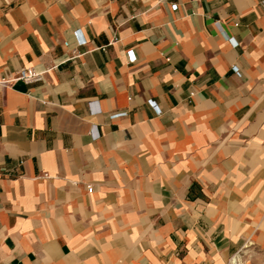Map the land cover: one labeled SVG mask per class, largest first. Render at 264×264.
<instances>
[{"label": "crops", "instance_id": "obj_1", "mask_svg": "<svg viewBox=\"0 0 264 264\" xmlns=\"http://www.w3.org/2000/svg\"><path fill=\"white\" fill-rule=\"evenodd\" d=\"M262 1L0 0V264H264Z\"/></svg>", "mask_w": 264, "mask_h": 264}, {"label": "built area", "instance_id": "obj_2", "mask_svg": "<svg viewBox=\"0 0 264 264\" xmlns=\"http://www.w3.org/2000/svg\"><path fill=\"white\" fill-rule=\"evenodd\" d=\"M262 4L264 6V0L262 1ZM176 4H173L172 7L175 9L176 8ZM75 35L78 39V44L79 45H83L86 43V40L84 38L81 37L80 35V31L76 30L75 31ZM230 41L233 44H236V41L233 38H230ZM127 55H128V60L129 61H134L135 60V55L133 53V51L130 49L127 51ZM234 71L237 73L238 76H241V73L239 72V70L234 67ZM43 78V72H37L32 68H26L23 67L21 69H19L16 74L12 77H3L2 79H0V84H6L9 82H13V81H17V80H21L25 83H33V82H37V81H41ZM190 95H193V92L190 93ZM148 103L150 106H152L157 112H159L158 108H157V104L154 100L149 99ZM123 113H113L111 115V117H116L118 115H122ZM87 190L91 191L92 187L90 185H87Z\"/></svg>", "mask_w": 264, "mask_h": 264}]
</instances>
